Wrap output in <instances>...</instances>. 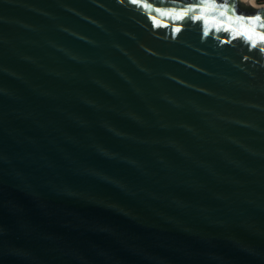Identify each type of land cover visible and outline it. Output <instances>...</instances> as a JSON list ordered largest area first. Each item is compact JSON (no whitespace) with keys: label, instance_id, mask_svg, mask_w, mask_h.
Returning <instances> with one entry per match:
<instances>
[{"label":"water","instance_id":"1","mask_svg":"<svg viewBox=\"0 0 264 264\" xmlns=\"http://www.w3.org/2000/svg\"><path fill=\"white\" fill-rule=\"evenodd\" d=\"M261 36L239 0H0V264H264Z\"/></svg>","mask_w":264,"mask_h":264},{"label":"snow or ice","instance_id":"2","mask_svg":"<svg viewBox=\"0 0 264 264\" xmlns=\"http://www.w3.org/2000/svg\"><path fill=\"white\" fill-rule=\"evenodd\" d=\"M132 3L138 4L143 2V0H131ZM206 2H215V0H206ZM200 4L192 3V4H187L184 7L180 8L178 11L184 12L186 8H198L200 7ZM148 7H153V5L149 4ZM224 7H227V5H224ZM157 11H161V9L157 8ZM197 17H193V20H195ZM243 19H248V20H256L259 19L260 17L257 16H247V17H241ZM261 40H264V36H261ZM255 46V43L253 42V45ZM259 51L264 52V47H261Z\"/></svg>","mask_w":264,"mask_h":264},{"label":"bare ground","instance_id":"3","mask_svg":"<svg viewBox=\"0 0 264 264\" xmlns=\"http://www.w3.org/2000/svg\"><path fill=\"white\" fill-rule=\"evenodd\" d=\"M240 4H243L245 6H247L250 9H257L259 8V4L257 2H255L254 0H239Z\"/></svg>","mask_w":264,"mask_h":264},{"label":"rangeland","instance_id":"4","mask_svg":"<svg viewBox=\"0 0 264 264\" xmlns=\"http://www.w3.org/2000/svg\"><path fill=\"white\" fill-rule=\"evenodd\" d=\"M259 5L264 4V0H261L260 2H257Z\"/></svg>","mask_w":264,"mask_h":264}]
</instances>
